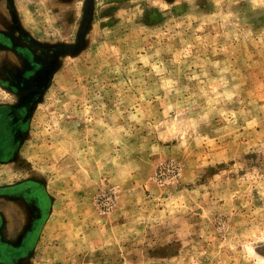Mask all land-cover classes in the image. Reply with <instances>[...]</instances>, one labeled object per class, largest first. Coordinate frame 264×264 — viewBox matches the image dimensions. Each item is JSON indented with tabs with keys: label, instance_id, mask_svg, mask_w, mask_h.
<instances>
[{
	"label": "rangeland",
	"instance_id": "obj_1",
	"mask_svg": "<svg viewBox=\"0 0 264 264\" xmlns=\"http://www.w3.org/2000/svg\"><path fill=\"white\" fill-rule=\"evenodd\" d=\"M0 264H264V0H0Z\"/></svg>",
	"mask_w": 264,
	"mask_h": 264
},
{
	"label": "flooded vegetation",
	"instance_id": "obj_2",
	"mask_svg": "<svg viewBox=\"0 0 264 264\" xmlns=\"http://www.w3.org/2000/svg\"><path fill=\"white\" fill-rule=\"evenodd\" d=\"M5 127H2L0 130V153L7 150V147L10 143V134L13 133V129L7 128V124L4 125Z\"/></svg>",
	"mask_w": 264,
	"mask_h": 264
}]
</instances>
